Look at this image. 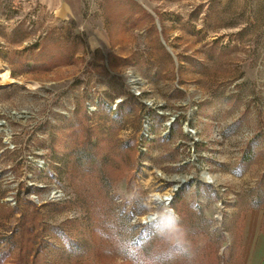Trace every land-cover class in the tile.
Returning a JSON list of instances; mask_svg holds the SVG:
<instances>
[{
  "label": "rangeland",
  "instance_id": "obj_1",
  "mask_svg": "<svg viewBox=\"0 0 264 264\" xmlns=\"http://www.w3.org/2000/svg\"><path fill=\"white\" fill-rule=\"evenodd\" d=\"M47 1L0 0V264H252L264 0Z\"/></svg>",
  "mask_w": 264,
  "mask_h": 264
},
{
  "label": "bare ground",
  "instance_id": "obj_2",
  "mask_svg": "<svg viewBox=\"0 0 264 264\" xmlns=\"http://www.w3.org/2000/svg\"><path fill=\"white\" fill-rule=\"evenodd\" d=\"M138 80H139V78L137 76H134V75L130 76V78H129V82L134 89L139 88L136 85V82ZM186 132H187V134L193 136L194 138H196V136H197V132L193 129L188 128V129H186ZM202 177L205 180H208V179L213 180L214 179L212 175H210L209 173L207 174L205 172L203 173ZM154 196H155V200L158 201L160 199L161 201H158V202L162 203V204H166V205H169L172 202V198H173V195L171 196L172 198H170V193H164V194L156 193ZM152 216H151V218H153Z\"/></svg>",
  "mask_w": 264,
  "mask_h": 264
},
{
  "label": "crops",
  "instance_id": "obj_3",
  "mask_svg": "<svg viewBox=\"0 0 264 264\" xmlns=\"http://www.w3.org/2000/svg\"><path fill=\"white\" fill-rule=\"evenodd\" d=\"M50 2L53 1H64V0H48ZM47 1V2H48ZM252 237L254 240L256 238L258 239L257 243H252L251 247H257L259 251H257V254L253 257L252 264H264V230H260L259 227L255 229V231L252 230Z\"/></svg>",
  "mask_w": 264,
  "mask_h": 264
},
{
  "label": "water",
  "instance_id": "obj_4",
  "mask_svg": "<svg viewBox=\"0 0 264 264\" xmlns=\"http://www.w3.org/2000/svg\"><path fill=\"white\" fill-rule=\"evenodd\" d=\"M148 104H150V103H148ZM204 172L208 174L207 171H203V172L201 173V176L203 175ZM208 181H212V180H211V179H208ZM178 186H179V185L176 184L175 187H174V189H177ZM171 196H172V195H170V198H172ZM158 201H161V200L159 199ZM149 219H153V218L150 217Z\"/></svg>",
  "mask_w": 264,
  "mask_h": 264
},
{
  "label": "clouds",
  "instance_id": "obj_5",
  "mask_svg": "<svg viewBox=\"0 0 264 264\" xmlns=\"http://www.w3.org/2000/svg\"><path fill=\"white\" fill-rule=\"evenodd\" d=\"M171 222L173 225L175 224V217H171Z\"/></svg>",
  "mask_w": 264,
  "mask_h": 264
},
{
  "label": "built area",
  "instance_id": "obj_6",
  "mask_svg": "<svg viewBox=\"0 0 264 264\" xmlns=\"http://www.w3.org/2000/svg\"><path fill=\"white\" fill-rule=\"evenodd\" d=\"M115 109H116V107H115Z\"/></svg>",
  "mask_w": 264,
  "mask_h": 264
},
{
  "label": "trees",
  "instance_id": "obj_7",
  "mask_svg": "<svg viewBox=\"0 0 264 264\" xmlns=\"http://www.w3.org/2000/svg\"><path fill=\"white\" fill-rule=\"evenodd\" d=\"M178 245V244H177ZM179 247V246H178Z\"/></svg>",
  "mask_w": 264,
  "mask_h": 264
}]
</instances>
